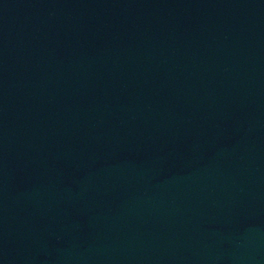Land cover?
<instances>
[{
  "label": "water",
  "instance_id": "1",
  "mask_svg": "<svg viewBox=\"0 0 264 264\" xmlns=\"http://www.w3.org/2000/svg\"><path fill=\"white\" fill-rule=\"evenodd\" d=\"M0 264H264V0H0Z\"/></svg>",
  "mask_w": 264,
  "mask_h": 264
}]
</instances>
